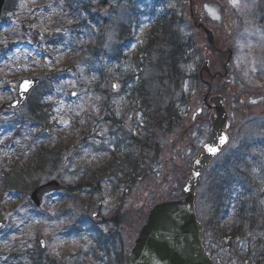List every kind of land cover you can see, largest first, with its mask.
Instances as JSON below:
<instances>
[{
  "label": "rangeland",
  "instance_id": "1",
  "mask_svg": "<svg viewBox=\"0 0 264 264\" xmlns=\"http://www.w3.org/2000/svg\"><path fill=\"white\" fill-rule=\"evenodd\" d=\"M71 1L74 4V11L66 10L65 16L58 20L57 15L63 13L61 9L65 6L63 0H8L6 3L11 4L13 11L5 9L6 13L3 14L0 24L2 51L0 52V108L16 99L20 81L40 78L42 83L33 92L32 97L40 98L48 106V111L39 112L38 115L47 114L48 122H55L56 130L65 140L73 138V134L78 133L76 122L78 119H83L86 113L93 114L100 122L98 136L92 138L90 146L82 148L80 144H76L62 154L59 170L55 174L58 178L54 179L64 181L65 184L72 183L75 178L87 171L82 169L84 167L82 161L95 162L101 153L116 141L118 132L130 131V126L140 119L137 121L133 119L131 110L137 105H134V101L129 98L130 94L126 95L127 92L132 94L131 90L137 80L135 66L133 67L130 58L134 54L135 47L129 43L120 52V47L128 40L127 35L133 34L129 22L132 15L131 7L136 0H106L108 6L104 7L98 6L99 0ZM91 1L94 4L92 11L96 16L82 8V3L88 5ZM227 11L230 13L229 16L226 15ZM159 12L162 13L164 10ZM183 18L186 23L185 28L192 34L196 46L198 48L203 46L204 51L210 52L204 36L192 27L189 14L186 13ZM211 18L219 49L224 50L229 42L234 46V58L229 65V74L223 80H219L217 88L227 97V102L230 104L228 109L231 113L230 121L234 127L232 144L227 154L238 157L240 154L237 149L247 137L244 129L245 121L264 119V0H228L221 10L211 14ZM93 19L95 22L91 21ZM150 19L151 17H145L144 28L151 24H147ZM53 31L66 32L64 33L66 39L62 41L61 48L58 47L61 53L74 54L78 50L77 45L81 48L86 45L97 47L87 51V54L80 52L85 55L78 61L77 68L69 65L58 66L51 57V48L44 42V37L53 35ZM72 32L77 33L74 36ZM134 36L136 39L140 34L135 32ZM34 37L37 39L34 40ZM73 37H76L75 41ZM218 54L211 52L210 56L208 55L216 61V65L220 59L222 64L225 61ZM202 59L203 57L200 56L194 57V61L188 67V74H198ZM50 72L58 74L56 83L45 79ZM163 74L151 69L142 73V79L147 80L145 85L150 95H153V99L157 98L162 118L164 106L167 109L172 102L170 109L173 110L170 115L174 116L179 109L182 112L178 116L179 125L171 129L165 125L164 130L154 132L159 139L158 153L152 156L154 171L137 179L128 190L117 177L108 179L107 185L102 184L101 192L94 197L96 207L100 208V214L104 218V224L100 225L88 220L83 213L74 211L69 202L65 203V193L48 196L39 209L32 204L30 193H1L0 206L3 207L1 217L8 220L7 227L0 234L2 262L8 261L11 264L9 247L11 248L13 242L20 240L24 242L26 232L32 234V231L25 227L26 223H31L35 227L40 225L42 230L45 226H49L48 232L51 236L61 230L72 229L76 234L81 231L79 238L67 233L64 237L58 236V239L53 241L64 249L59 250L58 256L66 257L50 264H126L125 255L133 246L149 209L161 200L184 196L182 186L188 176L192 159L210 136L208 123L197 122L194 119L201 101L198 93L205 87L201 82L190 77L182 83L179 90L170 92L171 98L165 97L166 105H164L158 96H163L162 93L169 88L167 82V86L163 84ZM247 90H249L248 95L245 93ZM176 101L179 104L174 103ZM155 107L153 104L151 108ZM2 113L0 115L2 144L8 139L16 144L6 149L4 152L6 155L15 154L18 151L15 147H20L21 142L25 144L24 139L31 133L34 134L28 139L31 147L25 145L22 149V153L26 156L31 155L38 147L56 143L58 140V134L53 129L47 131L46 135L35 136L39 128H36L37 123L31 121L34 115L32 116L28 108L15 112L5 110ZM245 115L249 117L245 118ZM108 117L111 126H108ZM188 128L191 131L185 136V130ZM235 157L231 161L233 166L238 163ZM259 157L260 153L257 152H252L250 155L254 162L250 170V179L258 184L253 192V197L257 201L252 206L258 212L262 209L264 212V189L259 187L263 181L264 162L259 161ZM222 164L223 159L217 162L218 167ZM106 181L105 179L102 183ZM45 182L47 181H43ZM205 190L206 182L203 180L198 189L197 211L203 224L208 225L212 213L215 212L213 206L215 203L211 201L213 190L209 192ZM233 212H229V218L226 220L228 239L235 225ZM50 220L53 221L51 225ZM210 233L213 235L211 231ZM43 240L46 242L45 247L52 254V243H48L47 239ZM246 244L244 240L237 243L241 253L246 252L247 246H252L249 245L250 243ZM220 249H216L217 261L220 264H235L230 259L232 249L230 248L226 253ZM53 251L56 253L58 249ZM119 257H122L121 260L118 259Z\"/></svg>",
  "mask_w": 264,
  "mask_h": 264
},
{
  "label": "trees",
  "instance_id": "2",
  "mask_svg": "<svg viewBox=\"0 0 264 264\" xmlns=\"http://www.w3.org/2000/svg\"><path fill=\"white\" fill-rule=\"evenodd\" d=\"M63 1L65 2V6L61 9L63 12L60 14L61 17L57 15L58 20H61V18L65 16L64 13H66V10L74 11V4L71 0ZM99 5L101 7L108 6L106 0H99L98 6ZM82 8L95 14L92 11V8H94L92 1L88 5L82 3ZM6 9L8 11H13V7L10 3H8ZM131 11L132 15L129 26L132 28L136 21V13L132 7ZM173 20L170 22H168V20H162V22H158L156 25L152 26V28L143 35L142 45L139 46L137 53L130 56L135 69H156L160 73H164L162 81L166 86L167 82L169 88L162 93L164 94L163 96L158 95L162 99V102H164V105H166L165 97L171 98L172 94L170 95V92L174 93L176 90H179L182 87V83L193 76L188 74V67L194 61V57H199L201 54L200 49L198 50L195 47L189 32L186 30L183 31L181 27L174 24ZM91 21L95 22L94 19ZM58 26L59 24H57L56 27ZM75 27H73V29H75ZM61 32L53 31V35H46L44 37V42L51 48V57L58 66L69 65L72 68H77L78 61L82 60L85 55L83 53L80 54V52L87 54V51L93 50L97 46L86 45L81 48V46L77 45L78 50H76L74 54L72 52H69V54L61 53L59 48H61L64 38L66 39L64 35L66 32ZM75 33L77 32H72L74 36ZM127 38L128 40L120 47V52H122L129 43L133 44V34L127 35ZM36 39L37 38L34 37V40ZM72 39L75 41L76 37ZM96 41H98V39ZM0 52L2 51L0 50ZM58 77V74L50 72L45 79L49 82L56 83ZM145 82L147 83V80H138L135 82V87L131 90L132 94L128 92L126 94H130L129 98L132 102L134 101V105H137L131 110V115L135 121L140 118L137 123H134L136 125H131L130 131L118 132L116 141L112 142L111 146H108L95 162L82 161L84 164L82 169L87 171L75 178L72 183H66L67 187L64 192V202H69L70 207H72L74 211L77 210L85 216L93 209H98L100 211V208L96 207L97 204L94 201V197L101 192L102 184H108V179L112 180L114 177H117L120 183L128 190L137 179L151 174L152 171H154L152 156L158 153L157 140L159 139L157 138L156 131L160 132L164 130L163 126L165 125H167V128L171 129L180 124L178 118L179 110L177 111L174 109L177 111V114L175 113L174 116L170 115V112L173 110L170 109L173 102L170 103L167 109L166 106H164V116L163 118L161 117L159 102L157 98L153 99V95H150L151 93L149 89H147ZM105 93L107 92L105 91ZM165 94L168 95L166 96ZM31 99L34 100L28 104V110H30L32 116L34 115L31 121L37 123L36 125L39 126L36 127L39 128V130L35 136L46 135L47 131L53 129L58 134V140L56 143H52L54 145L49 144L40 146L35 149L31 155L26 156V154L22 153V149L25 145L31 147L28 139L29 137L31 138L33 133L26 136V139H24L25 144L21 142L20 147H15L18 151L13 155H6L4 152L10 145L16 144H13L11 142L12 140L9 139L2 144V139L0 138V194L7 192H18L19 194L27 192V194H29L37 186L41 185L43 181L58 178L55 174L59 170L58 166L61 163L60 159L62 154L70 146L72 147L76 144H80L82 148H86L90 146L92 138H97L98 136L97 132L100 122L93 114L86 113L83 119H78L76 122L78 133H74L73 138H67V140H65L56 130L55 122H48L49 118L47 114L38 115L39 112L46 113L48 111V106L44 104L40 98L32 97ZM174 103L179 104L177 101ZM153 104L156 106L154 109L151 108ZM2 114L3 113L0 112V115ZM175 117L176 119H174ZM107 119L108 126H111L112 123L110 122V118L108 117ZM45 122L48 123L44 125ZM235 169H239V166H236ZM238 173L240 172L238 171L237 174ZM223 178V176L215 177L218 182ZM227 178L228 177H225L223 180ZM105 179L107 181L102 183ZM62 182L65 183L64 181ZM111 184L114 185L112 182ZM213 184H216V181ZM245 185L247 189L248 184L246 183ZM224 190L225 188L222 187L220 183L214 188L215 203L223 204V206H219L211 215V222L214 223L213 244L221 248L220 250L224 253L228 252L231 248L232 256H230V259L235 264H263V209L258 212L252 206L255 205L254 203L257 201L253 197V191L246 195H241L244 194V192H237V189L229 191ZM231 202L237 204L238 207L236 210L238 212L235 218V225L233 226V233L228 239L227 227L223 226L221 221L223 209L225 208L224 204H228L229 206L232 204ZM2 210L3 207L0 206V219H2ZM49 224H53V221L50 220ZM25 227L30 229L32 234L26 232L23 239L24 242L21 240L19 242H13L11 248L9 247V259L11 264H50L54 261L59 262L61 258L66 256H58L59 250L63 251L64 249L60 245L57 246L53 241H55L56 238L58 239L59 234H61L62 237L67 235V233L76 235V232L72 229V231L61 230L58 232L59 234L57 233L51 236L48 232L49 226H45L42 230L40 225L35 227L31 223H26ZM32 227H34V229ZM44 238L49 240L48 243H52V254L49 253V249L42 248L40 239ZM227 239L229 242H227ZM240 240L246 241V245L249 243V245H252L246 247L245 253H241L237 247V243ZM1 247L2 246H0V249ZM54 249H58V251L55 253L53 251ZM121 258L119 257L118 259L121 260ZM0 264L10 263L0 260Z\"/></svg>",
  "mask_w": 264,
  "mask_h": 264
},
{
  "label": "water",
  "instance_id": "3",
  "mask_svg": "<svg viewBox=\"0 0 264 264\" xmlns=\"http://www.w3.org/2000/svg\"><path fill=\"white\" fill-rule=\"evenodd\" d=\"M7 0H0V21ZM203 28L208 44L215 47V35L208 28ZM223 54L228 56L225 66L232 61L233 46L230 45ZM203 70L210 71V61H204ZM40 83V79H24L18 87V99L9 108L24 106L31 91ZM115 89V84H113ZM75 96V94H73ZM216 102V115L211 118L214 138L206 142L203 152L196 156L188 177L183 184L185 196L177 200L162 201L149 211L147 221L134 244L127 253V264H213L206 255L203 227L197 220L195 200L197 186L203 171L220 155L229 143L225 128L228 127V114L221 97H213ZM64 189L58 181H50L31 194L32 202L40 207L43 198L53 192ZM97 214H93L95 218ZM100 222V220L98 221ZM6 220L0 221V231Z\"/></svg>",
  "mask_w": 264,
  "mask_h": 264
},
{
  "label": "flooded vegetation",
  "instance_id": "4",
  "mask_svg": "<svg viewBox=\"0 0 264 264\" xmlns=\"http://www.w3.org/2000/svg\"><path fill=\"white\" fill-rule=\"evenodd\" d=\"M163 1H165L164 6H166L167 8L164 9L156 8L155 13L157 16L160 15L159 10L160 11L164 10L169 15L176 16V19L173 21L174 24L179 23L185 26L186 24L185 20L182 19L181 21L180 17L182 16L184 17L185 14L188 13L189 17L192 20L193 27H195V29L202 35L203 28H199V25L203 24V26L205 25L204 27H208L212 29L214 24L211 18V14L215 12L217 13L218 10H221V8L225 6L228 0H163ZM159 7H161V5ZM226 15L229 16L230 13L227 11ZM138 29L139 26H137V30L136 29L135 30L138 31ZM201 48H203V46H201ZM214 50H215L214 53H219L220 57L223 60L225 59L221 54V50L218 47V42H217V49ZM205 53L209 54L210 56L211 51L210 52L206 51ZM211 59L212 58L210 57V60ZM221 62L222 60L220 59L219 63L216 65V61L212 59L210 62L211 72L209 74L201 73V69L199 70V80L201 84L205 87H206V82L211 83L212 85L211 90L208 89V86L206 87V89L204 88L200 89L198 93V96L201 99L200 106L194 118L195 120H197V122L203 121V122H207L209 125L208 129L210 131V136L204 141V143L212 139L213 137L210 119L216 113V108H215L216 105L215 102L212 101V97L214 96H222L224 99V104L226 106V110L228 112V119H229V126L226 131L228 136L230 137L229 146L218 157V159L214 162V164L204 173L203 177L205 178L203 180H205L206 182L205 192L209 190V188H212V184L215 182L213 180L214 176L220 177L221 175L224 176L226 174L231 175L232 177L231 185L234 187H232L231 185L230 186L227 185V182H225L223 179L221 180V183L223 184L222 187H224L225 189H230V190L237 189L239 191L246 192V185H245L246 183L248 184L249 187H253V186L258 187V184H255V182L250 179V170L251 167L253 168V163H254L253 160L250 158V155L252 152L260 153V157L258 159L259 161L262 160L264 162V119H257L259 121H254V120L245 121L244 129H245V134H247V137L237 149L240 155L238 157H235L234 155L228 156L227 151L232 144L234 127L231 125V121H230L231 113L228 110L230 104L227 102V97L225 96L224 92H221L217 88V84L219 83V80L221 79L223 80L224 74L226 72L224 67L225 62L223 64ZM245 93L246 95H248L249 90H247ZM180 112H182V110L179 109V113ZM247 116L249 117V115H245V118H247ZM190 131H191L190 128L186 129L185 136L188 135ZM202 145L200 147L199 152H201L202 150ZM234 157L238 161V163H235V166L231 164L232 163L231 161L233 160ZM222 159H223V164L218 167L217 162ZM236 166H239L237 172L239 171L240 173H238L237 178H233V172ZM262 176H263V181L261 182L259 187L264 189V164H263ZM217 183L218 180H216V184ZM203 195L204 194H202V197ZM219 206H223V204H215V211ZM228 216L229 213H225L222 216V221H221L222 225L226 226V220L229 218ZM213 225L214 223L209 221L208 227L211 228V232H213ZM209 235L211 236V233H209ZM213 242L214 239L210 240V238L209 239L207 238L206 251L208 252L209 256L212 257L214 263L218 264L219 262L216 259L217 251L215 248L212 247Z\"/></svg>",
  "mask_w": 264,
  "mask_h": 264
}]
</instances>
